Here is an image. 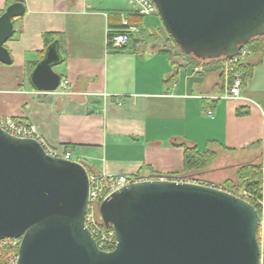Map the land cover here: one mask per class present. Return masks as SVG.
I'll return each instance as SVG.
<instances>
[{
  "label": "crops",
  "instance_id": "crops-1",
  "mask_svg": "<svg viewBox=\"0 0 264 264\" xmlns=\"http://www.w3.org/2000/svg\"><path fill=\"white\" fill-rule=\"evenodd\" d=\"M7 1L22 2L25 13L13 19L14 34L5 43L11 63L0 62V116L33 123L58 153L84 161L90 171L143 178H188L179 174L184 146L213 151L209 169L264 163V58L258 53L244 60L253 70L241 93L225 98L224 74L201 72L159 47L162 22L155 14L141 17L132 49H108L110 25L134 12L130 0H0V15ZM52 32L63 37L66 59L53 69L66 87L40 92L27 70L39 60L42 34ZM261 203L264 213V170Z\"/></svg>",
  "mask_w": 264,
  "mask_h": 264
},
{
  "label": "water",
  "instance_id": "water-1",
  "mask_svg": "<svg viewBox=\"0 0 264 264\" xmlns=\"http://www.w3.org/2000/svg\"><path fill=\"white\" fill-rule=\"evenodd\" d=\"M152 1L174 42L201 60L232 58L264 36V0ZM24 13L17 1L0 15L1 63H11L5 43ZM60 61L53 42L29 75L32 87L58 89ZM88 188L81 162L0 128V240L21 239L16 264H261V215L231 192L171 177L126 184L100 206L117 242L105 252L85 225Z\"/></svg>",
  "mask_w": 264,
  "mask_h": 264
},
{
  "label": "built area",
  "instance_id": "built-area-1",
  "mask_svg": "<svg viewBox=\"0 0 264 264\" xmlns=\"http://www.w3.org/2000/svg\"><path fill=\"white\" fill-rule=\"evenodd\" d=\"M133 4L134 12L141 16H147L151 14H157V7L152 0H130ZM123 27L116 29L118 32L111 38H107V45H110L114 48L123 46L128 40V34L134 36L135 34L140 33V28L136 25H128L127 20H123ZM251 53L247 48L242 47L237 55L232 58H225L222 66V73L225 76V82L227 85V93L224 94L225 98L237 97L242 90L243 83L241 79V74L234 70V65L237 63L243 62L246 57ZM232 75V82L228 81V76ZM65 88L66 81L61 80L60 86L58 88ZM69 94L70 92H65ZM118 106L122 105V101L117 102ZM208 114L211 115V111H208ZM0 128L7 131L11 135L20 138H34L38 140L41 145L44 147L45 151L49 155L60 156L65 159H70L69 154L58 153L55 149L47 146L46 143L37 135L36 127L33 123L29 124H19L14 118L11 117H2L0 116ZM89 188H88V203L85 213V225L92 234L97 247L105 252L112 251L116 246V238L114 231L110 226H105L100 215V206L102 201L108 197L114 191L120 189L126 184L141 181L144 179H163L167 178L166 176H152L149 178H143L137 175L130 174H111L105 171H87ZM180 179V178H175ZM187 181L201 183L205 185L215 186L211 182H205L199 180L195 177L182 178ZM216 187V186H215ZM247 196L249 194L247 193ZM258 203L261 207V215L264 213L262 211L261 199L258 200ZM262 216L259 224L258 237L259 244L263 246L264 243V225L262 221ZM20 238H4L0 240V248L7 247L8 252L4 264H16L18 257V250L20 246Z\"/></svg>",
  "mask_w": 264,
  "mask_h": 264
},
{
  "label": "trees",
  "instance_id": "trees-1",
  "mask_svg": "<svg viewBox=\"0 0 264 264\" xmlns=\"http://www.w3.org/2000/svg\"><path fill=\"white\" fill-rule=\"evenodd\" d=\"M15 1H7L6 7L13 3ZM5 7V8H6ZM141 15H138L137 13L133 12L130 16L127 18V24L128 25H136L139 28H142L144 25L141 21ZM111 28H113L112 31L108 32L107 37L111 38L118 32L116 29L122 28L123 24H117V25H110ZM163 27V25H162ZM164 28V27H163ZM165 29V28H164ZM159 30H157L158 32ZM156 32V33H157ZM170 36V35H169ZM171 37V36H170ZM172 39V37H171ZM42 40H43V50L39 53V60L35 63L30 64V67L28 68V76L30 75L31 71L35 67V65L43 58L45 50L49 45H51L53 42L57 44L58 51L61 57L60 63H63L66 59L65 55L62 53L63 50V37L59 33H43L42 34ZM173 40V39H172ZM174 41V40H173ZM136 39L133 38L131 34H128V40L127 42L118 48H114L110 45H108V49L110 51L121 53L126 50L132 49V47L136 44ZM175 43V42H174ZM176 44V43H175ZM176 46L180 49V47L176 44ZM244 48L249 49L250 51L258 53L262 58H264V36L262 37H256L248 41L244 46ZM162 50L169 52V50L163 48ZM171 54V53H170ZM180 55L185 56L188 61L186 62L187 65H193L196 66L199 63L202 62L201 59L196 58L192 54H187L184 51L180 49ZM175 56L173 55V59ZM225 61L224 57L216 58V59H210L207 62L203 63V70L204 71H220L222 73V66L223 62ZM178 62H176L177 64ZM181 65L178 63L176 67H180ZM234 70L236 72H239L241 74L242 83L245 84L247 79L252 75L253 65L248 64L246 62H240L234 65ZM223 74V73H222ZM177 73H173L171 76L170 81L176 80ZM232 75L230 74L228 76V81L232 82ZM237 114H242L239 110L237 111ZM19 124H23L22 122L15 119ZM215 159V153L209 149H206L204 151H200L195 146H184L183 147V166L179 174H188L193 171L201 170L205 167H207L210 163L213 162ZM87 169L89 170L88 165L84 161H80ZM263 170H264V163L262 162H252V163H246L243 165H240L236 169V177H237V183H233L232 181H226L225 185L233 188V189H241L244 190L249 194L248 201L254 205L260 215H261V207L258 203V200L262 199V193H263ZM178 174H171V175H161V174H155L153 176H166L171 178H179L177 177ZM183 178V177H180ZM262 216V215H261ZM262 221L264 225V215L262 216ZM259 230V229H258ZM257 238L259 241L258 233ZM8 252L7 247H1L0 248V264H4L6 255ZM261 264H264V243L262 246L261 251Z\"/></svg>",
  "mask_w": 264,
  "mask_h": 264
},
{
  "label": "rangeland",
  "instance_id": "rangeland-1",
  "mask_svg": "<svg viewBox=\"0 0 264 264\" xmlns=\"http://www.w3.org/2000/svg\"><path fill=\"white\" fill-rule=\"evenodd\" d=\"M157 15V14H155ZM158 16V15H157ZM159 17V16H158ZM156 39L159 42L160 48H165L170 51V53L176 57L180 56L183 57L185 62L188 61V59L185 56L180 55V49L176 46L174 41L171 39L169 34L166 32V30L163 27H160L159 31L156 33ZM208 60H202L201 63H199L196 66H193L197 68L199 71L207 73V71L203 70V63L207 62ZM208 72H218V71H208ZM216 158V154H215ZM215 160V159H214ZM213 160V161H214ZM213 163V162H212ZM211 163L197 171H193L190 173L182 174L181 176H187V177H195L199 180L205 181V182H212L216 187L221 188L223 190H226L228 192H231L243 199L248 200L247 192L241 189H233L225 185L226 181H232L233 183H237V177H236V169L239 167L237 166L234 169H209ZM179 177V176H177ZM262 251V249H261Z\"/></svg>",
  "mask_w": 264,
  "mask_h": 264
}]
</instances>
